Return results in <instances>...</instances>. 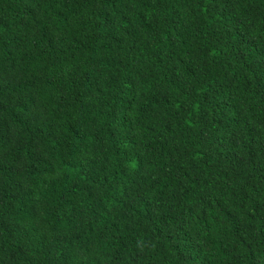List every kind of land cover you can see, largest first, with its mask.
<instances>
[{"label":"trees","instance_id":"16d2710c","mask_svg":"<svg viewBox=\"0 0 264 264\" xmlns=\"http://www.w3.org/2000/svg\"><path fill=\"white\" fill-rule=\"evenodd\" d=\"M0 264H264V0H0Z\"/></svg>","mask_w":264,"mask_h":264}]
</instances>
